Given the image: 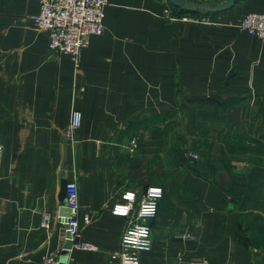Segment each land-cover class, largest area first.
<instances>
[{
    "label": "crops",
    "instance_id": "1",
    "mask_svg": "<svg viewBox=\"0 0 264 264\" xmlns=\"http://www.w3.org/2000/svg\"><path fill=\"white\" fill-rule=\"evenodd\" d=\"M106 1L104 31L87 37L76 70L34 28L38 0H0V264L64 245L56 215L70 179L80 238L96 247L73 250L71 264H118L128 218L112 209L148 186L163 195L140 264H264V41L235 25L264 0L213 12ZM73 108L82 121L66 136ZM185 148L201 160L185 161Z\"/></svg>",
    "mask_w": 264,
    "mask_h": 264
},
{
    "label": "built area",
    "instance_id": "2",
    "mask_svg": "<svg viewBox=\"0 0 264 264\" xmlns=\"http://www.w3.org/2000/svg\"><path fill=\"white\" fill-rule=\"evenodd\" d=\"M39 11L30 15L34 28L38 31H47L48 47L52 53L69 55L76 70L80 67V58L83 48L87 44L89 35H99L104 31L103 12L106 0H38ZM165 16L172 20H182L194 23H210L207 18H198L191 15H174L165 9ZM239 30L246 31L264 41V13H247L235 23ZM82 114L78 109H72L68 124L64 129L66 136H71L72 131L81 125ZM137 137H132L126 148L132 156L137 149ZM3 147L0 145V160ZM183 157L189 161H199L201 156L189 148L183 149ZM163 195L160 186H148L145 191L137 196L132 191L122 195L123 202L116 204L113 214L128 218L127 224L121 234L119 248L113 258L118 264H140V253L151 249V226L149 221L157 213L158 202ZM66 202L61 206L56 220L64 227L69 240L68 247L64 245L44 255L35 264H71L72 251L95 250L96 247L80 238L78 223V187L75 179L65 183ZM63 209V211H62ZM52 217L43 214L40 226L48 230ZM183 236H186L183 235ZM264 238V235H263Z\"/></svg>",
    "mask_w": 264,
    "mask_h": 264
},
{
    "label": "water",
    "instance_id": "3",
    "mask_svg": "<svg viewBox=\"0 0 264 264\" xmlns=\"http://www.w3.org/2000/svg\"><path fill=\"white\" fill-rule=\"evenodd\" d=\"M169 1L177 5H188V6L195 7L197 9L204 10L207 12H213V11L221 10L225 7L230 6L235 0H225L219 4L212 5V6L204 5V4L197 3L191 0H169ZM66 237H68V233H66ZM69 244H70L69 240H66L64 243V246L68 247Z\"/></svg>",
    "mask_w": 264,
    "mask_h": 264
},
{
    "label": "trees",
    "instance_id": "4",
    "mask_svg": "<svg viewBox=\"0 0 264 264\" xmlns=\"http://www.w3.org/2000/svg\"><path fill=\"white\" fill-rule=\"evenodd\" d=\"M182 153H183V151H182ZM183 155V154H182ZM183 159H184V157H183ZM185 161H189V160H186V159H184Z\"/></svg>",
    "mask_w": 264,
    "mask_h": 264
}]
</instances>
